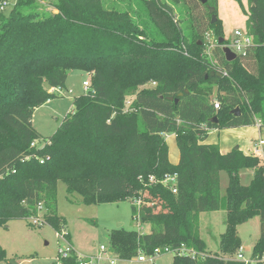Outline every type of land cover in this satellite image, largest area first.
Wrapping results in <instances>:
<instances>
[{
    "label": "trees",
    "instance_id": "16d2710c",
    "mask_svg": "<svg viewBox=\"0 0 264 264\" xmlns=\"http://www.w3.org/2000/svg\"><path fill=\"white\" fill-rule=\"evenodd\" d=\"M41 1L17 0L8 16L0 12V228L30 221L42 205L41 227L61 232L66 220L58 214L57 191L64 182L86 205L142 199L139 210L132 204V217L139 215L150 231L110 235L121 261L185 245L205 257L175 255L172 264H225L208 253L198 230L201 214L220 211L222 251H238V227L259 217L252 257L264 254V164L206 144L211 130L264 128V0H248L249 9L239 1L255 45L232 62L219 44L225 39L219 0H172L187 7L179 17L164 0H138L145 21L104 0H52L57 13L43 12ZM210 34L217 40L212 57ZM70 71L91 77L89 91L75 98L73 113L39 148L34 112L59 98L50 90L63 89ZM215 117L217 124L210 122ZM167 134L176 135L177 165L169 160ZM244 171L253 172L248 185ZM222 173L229 180L224 195ZM170 176L177 193L161 183ZM6 260L0 245V264ZM65 264H78L77 255Z\"/></svg>",
    "mask_w": 264,
    "mask_h": 264
},
{
    "label": "rangeland",
    "instance_id": "374dc122",
    "mask_svg": "<svg viewBox=\"0 0 264 264\" xmlns=\"http://www.w3.org/2000/svg\"><path fill=\"white\" fill-rule=\"evenodd\" d=\"M3 0H0V3ZM10 6L3 12L8 16L17 0H8ZM48 1V2H47ZM52 0L40 2L43 12L57 13L51 6ZM174 6L176 17L181 12L187 13L184 3H174L172 0H164ZM242 2L246 9H249L248 0H219L218 17L225 21L224 31L226 40H235L236 30H246L247 15L240 7ZM106 7L122 11L131 10L132 16L136 19L147 20L144 7L138 0H104ZM228 22V24H227ZM211 35V36H210ZM207 36L209 45L208 53L213 56V51L217 47V40L210 34ZM89 82L91 77L83 71H70L66 85L60 91L55 92L59 98L50 100L42 107L36 109L33 115V125L41 136L37 146L43 147L51 136H53L61 126L64 118L75 110V98L86 94L87 90L83 83ZM62 92V93H61ZM219 92L214 89L212 100H217ZM129 102L132 98L128 99ZM178 149V148H176ZM178 151V150H176ZM249 173V172H248ZM248 176L243 179V184L248 185ZM249 182V181H248ZM228 186V176L221 174V192L224 195ZM58 214L65 217V232L69 235L75 250L82 255L98 254L100 247L110 243L112 232L128 231L137 234H146L150 231V225L141 223L139 215L135 219L132 217V202L123 201L109 204L83 203V198L79 193L70 194L67 186L60 182L57 191ZM45 208L37 212L42 218L45 215ZM225 212L206 213L200 216L199 235L206 242L207 251L211 255L219 256L225 264L234 261L236 249L229 251L221 250V239L226 232ZM29 223L34 227H30ZM261 222L259 217H254L238 227L240 245L245 249V255L250 256L253 248L261 235ZM58 233L49 225L41 227L33 223V218L28 220H15L8 223L6 227L0 228V245L6 250L7 260L2 264H53L57 260L59 246L64 245V241L57 236ZM174 255L166 253L156 259L155 264H172ZM133 261H119L118 264H149L139 263L135 258Z\"/></svg>",
    "mask_w": 264,
    "mask_h": 264
},
{
    "label": "built area",
    "instance_id": "2783aa9c",
    "mask_svg": "<svg viewBox=\"0 0 264 264\" xmlns=\"http://www.w3.org/2000/svg\"><path fill=\"white\" fill-rule=\"evenodd\" d=\"M9 6L10 2L8 0H3L0 3V12H5ZM234 34L235 40L232 43L229 42V44L226 46L231 48V50L237 55L245 53L248 47L255 45L253 36H251L247 30H237ZM83 85L87 90L90 88L89 82H84ZM213 103L215 104L216 109L220 108L218 100H213ZM129 104L130 103L128 102V105ZM150 180L151 182H157L156 178L154 177L150 178ZM161 183L165 186L171 185L173 192L177 193V190L174 187V185L176 184L175 177H166ZM141 204V198H138L133 202V205L138 210L141 207ZM43 209L44 207L41 205L39 206L37 212L39 213ZM33 223L35 225L42 226L44 223V215L42 216V218H40L38 214L34 216ZM57 236L60 240L64 241V245L59 246L57 260L55 261V264H65V260L71 258L73 254L77 255L78 264H118V262L121 261L118 255L111 251L109 244L102 245L98 254L85 256L75 250L73 244L68 239L69 235L65 232V229H63L61 232H58ZM166 253H172L174 256L179 255L184 257H191L194 259L199 256L205 257L204 254H200L196 250L190 249L185 245H182L180 248H177L175 250H172L171 248H166L165 250L157 249L155 250L154 254L151 255L141 251L139 253V256L136 258V261L139 263L155 264L156 259ZM234 261L242 264H264V254L255 257H252V254L250 256H246L245 249L241 246L235 255Z\"/></svg>",
    "mask_w": 264,
    "mask_h": 264
},
{
    "label": "crops",
    "instance_id": "0c3cea01",
    "mask_svg": "<svg viewBox=\"0 0 264 264\" xmlns=\"http://www.w3.org/2000/svg\"><path fill=\"white\" fill-rule=\"evenodd\" d=\"M220 20L223 23V30H224L225 21L223 19ZM225 39H226V35H225ZM50 91H55V90H50ZM56 91L59 92L60 90H56ZM165 139L169 147V160L172 164L177 165L180 161V151L179 149H176L178 148L176 135L167 134L165 135ZM206 144H218L222 154H227L232 150H234L236 147H238L239 150L242 151L245 155L256 156L260 158V160L264 164V128H262L259 125L224 129V130H211L209 132V137L206 141ZM241 176H242V183H243V179H245L246 176H248V181L250 182L251 179L253 178V172L244 171L242 172ZM248 181L246 182L249 184ZM221 212L222 211L213 212V213L220 214ZM204 214L206 213L201 214V217Z\"/></svg>",
    "mask_w": 264,
    "mask_h": 264
},
{
    "label": "water",
    "instance_id": "95a60500",
    "mask_svg": "<svg viewBox=\"0 0 264 264\" xmlns=\"http://www.w3.org/2000/svg\"><path fill=\"white\" fill-rule=\"evenodd\" d=\"M207 1H208V0H202L203 4H206ZM210 14L212 15V23L215 24V23L217 22V20H218V17H217V15L215 14V9H214V8H210ZM225 41H226V39L221 38V39L219 40V44H220L221 46H223V52H224V54H225L226 60H227L228 62H232V61H234V60L237 59L238 55H237L235 52H233V51L231 50V48H229V47H227L226 45H224V44H225ZM216 74H217L218 77H221V76H222L221 74H219V73H214V72L212 73V76H214V75H216ZM207 78H208V77H207ZM234 112H237V113H238L239 110L236 109V111H234ZM210 122L213 123V124H217V123H218V118L215 117V118L211 119ZM235 149H236V150H239L238 147H236ZM11 264H17V263L12 262Z\"/></svg>",
    "mask_w": 264,
    "mask_h": 264
}]
</instances>
